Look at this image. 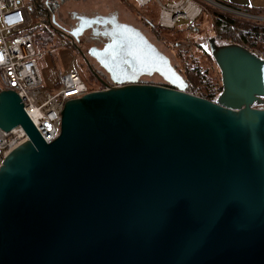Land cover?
Here are the masks:
<instances>
[{"label": "water", "instance_id": "water-1", "mask_svg": "<svg viewBox=\"0 0 264 264\" xmlns=\"http://www.w3.org/2000/svg\"><path fill=\"white\" fill-rule=\"evenodd\" d=\"M125 27L169 87L108 68L116 86L68 101L52 143L0 91V129L29 139L0 167V264H264V59L211 39L212 102Z\"/></svg>", "mask_w": 264, "mask_h": 264}, {"label": "built area", "instance_id": "built-area-1", "mask_svg": "<svg viewBox=\"0 0 264 264\" xmlns=\"http://www.w3.org/2000/svg\"><path fill=\"white\" fill-rule=\"evenodd\" d=\"M156 1L133 0L140 8ZM208 1L214 5L215 11L226 14L231 19L264 27L263 16L253 15L247 10L231 7L217 0ZM204 12L209 13V10L200 0L167 1L161 5L159 26L172 30L181 22L194 23ZM210 16L215 23L214 12ZM32 23L31 0H0V91L16 92L38 132L47 143H52L60 136L62 113L66 103L81 99L98 89H89L74 69L59 75L58 87L54 93L47 91L43 87L37 62L35 40L29 33ZM246 33L259 44H264V31ZM247 49L262 58L259 51ZM28 141L22 128L9 133L0 129V167L10 153Z\"/></svg>", "mask_w": 264, "mask_h": 264}, {"label": "rangeland", "instance_id": "rangeland-1", "mask_svg": "<svg viewBox=\"0 0 264 264\" xmlns=\"http://www.w3.org/2000/svg\"><path fill=\"white\" fill-rule=\"evenodd\" d=\"M200 1L209 10V13L205 12L206 14L196 28L192 27L193 23L181 22L178 26L179 29L172 31L158 26L161 9L157 2L140 8L133 4V0H67L64 2L58 0V7L52 15L50 25L48 24L45 30L41 29L35 32L37 62L43 79V87L54 93L58 87L59 75L75 69L89 89L101 88L78 50L59 29L74 25L75 22L72 19L74 13L78 15H106L112 12H117L120 21L140 29L183 77H186L185 65L199 64L204 70L208 69L217 83L221 84V72L209 47V41L216 37V26L210 16L215 7L208 0ZM44 21L45 18L40 17L37 23H32L31 30L41 26ZM218 43L227 45L224 41L218 40ZM206 52L210 53L211 57ZM142 82L158 86L166 84L159 76L143 77Z\"/></svg>", "mask_w": 264, "mask_h": 264}, {"label": "flooded vegetation", "instance_id": "flooded-vegetation-1", "mask_svg": "<svg viewBox=\"0 0 264 264\" xmlns=\"http://www.w3.org/2000/svg\"><path fill=\"white\" fill-rule=\"evenodd\" d=\"M72 19L74 25L59 30L78 50L97 84L100 85L99 89H103V84L109 87L115 85L109 69L115 71L114 78L117 80L143 84V77L159 76L166 82V79L155 70V64L142 60L132 51L130 33L125 26L138 28L120 21L117 12L106 15L74 13ZM138 30L145 36L140 29Z\"/></svg>", "mask_w": 264, "mask_h": 264}, {"label": "trees", "instance_id": "trees-1", "mask_svg": "<svg viewBox=\"0 0 264 264\" xmlns=\"http://www.w3.org/2000/svg\"><path fill=\"white\" fill-rule=\"evenodd\" d=\"M62 1L64 2L67 0ZM167 1L174 0H157L156 2L158 3L161 9V5ZM57 7L58 0H31L32 22H34L35 24L38 22V19L40 17L45 18V21L42 23L41 26H37L36 28L29 31V33L33 36L34 40L36 37L35 32H38L41 29L45 30V28L48 27V24L50 25L52 15L55 13ZM213 12L216 16V37L213 38L215 39L216 44L219 45V40L224 41V43L226 44H238L245 48L254 49L259 51L262 55V58L264 59V44H259L256 40L251 39L249 34L246 33L250 31L262 32L264 31V27H256L255 25H252L251 23H248L246 21L231 19L226 14L219 13L217 11ZM205 14L206 13L204 12L199 17V19L193 23V28H196L197 24L200 22V20L204 17ZM178 29L179 28L177 27L175 29H172V31ZM186 29L188 28L186 27ZM207 54L211 57L210 53ZM185 76L186 77L183 78L186 82V91H188L190 94L205 98L212 102H216L218 97L222 93V83H217V81L213 78V74L208 69L204 70L199 64L185 65ZM165 86L169 87L168 84H165Z\"/></svg>", "mask_w": 264, "mask_h": 264}, {"label": "crops", "instance_id": "crops-1", "mask_svg": "<svg viewBox=\"0 0 264 264\" xmlns=\"http://www.w3.org/2000/svg\"><path fill=\"white\" fill-rule=\"evenodd\" d=\"M231 7L244 9L253 15L264 17V0H217Z\"/></svg>", "mask_w": 264, "mask_h": 264}]
</instances>
